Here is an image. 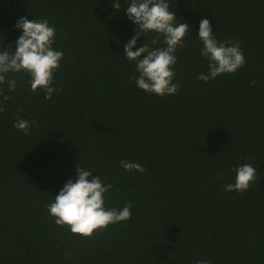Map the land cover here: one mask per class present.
Wrapping results in <instances>:
<instances>
[{
    "label": "trees",
    "instance_id": "obj_1",
    "mask_svg": "<svg viewBox=\"0 0 264 264\" xmlns=\"http://www.w3.org/2000/svg\"><path fill=\"white\" fill-rule=\"evenodd\" d=\"M0 264H264V0H0Z\"/></svg>",
    "mask_w": 264,
    "mask_h": 264
}]
</instances>
